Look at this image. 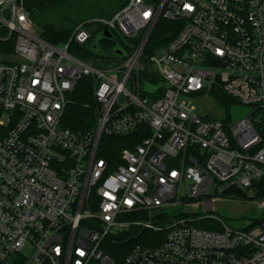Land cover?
<instances>
[{
  "label": "built area",
  "instance_id": "1",
  "mask_svg": "<svg viewBox=\"0 0 264 264\" xmlns=\"http://www.w3.org/2000/svg\"><path fill=\"white\" fill-rule=\"evenodd\" d=\"M160 18L176 33L144 57ZM104 27L137 45L94 60L68 49ZM0 44V264H264V214L234 227L209 212L230 189L264 195V0H127L63 44L40 37L23 0H0ZM81 80L87 132L62 122ZM217 86L250 112L201 114L193 100ZM130 134L133 147L101 155L103 136Z\"/></svg>",
  "mask_w": 264,
  "mask_h": 264
},
{
  "label": "trees",
  "instance_id": "2",
  "mask_svg": "<svg viewBox=\"0 0 264 264\" xmlns=\"http://www.w3.org/2000/svg\"><path fill=\"white\" fill-rule=\"evenodd\" d=\"M23 2L40 37L52 44H63L68 41L73 28L79 22L93 17H110L124 6L126 0H23ZM175 25L173 21L160 18L147 41L146 49L150 44H160L158 41L162 35L167 33L174 35L177 30ZM113 35L121 47L137 45L139 40L138 37H134L127 39L126 42V38L120 37L115 31ZM90 41L83 44L70 41L68 49L78 57L87 60L106 57L99 56L87 48ZM100 46L102 50L107 51L113 47V42L101 39ZM6 49L10 50L9 45L0 44V53ZM127 49L131 48L127 47ZM210 94L226 109L234 101V98L226 94L219 86L214 88ZM95 120V105L90 86L87 80H81L65 109L62 122L71 130L87 132L94 127ZM139 140L140 137L133 134L103 136L101 155L108 159L116 158L122 148L133 147Z\"/></svg>",
  "mask_w": 264,
  "mask_h": 264
},
{
  "label": "rangeland",
  "instance_id": "3",
  "mask_svg": "<svg viewBox=\"0 0 264 264\" xmlns=\"http://www.w3.org/2000/svg\"><path fill=\"white\" fill-rule=\"evenodd\" d=\"M95 27L97 28V26ZM95 27L92 28L95 29ZM125 41L127 42L128 40L125 39ZM163 45L164 44L148 45L147 49L145 50L144 57H147L151 54L156 57H160L164 51ZM107 53L111 55L114 54L111 50H107ZM0 58L8 59L9 57L6 55V53H0ZM193 102L196 105L197 110L203 115L218 118L230 117L232 121L238 120L241 117L247 115L251 110L250 106L242 105L235 99L226 109V107L218 103L212 94L202 95L197 98L196 101L193 100ZM261 194L262 193L246 190L243 188L232 189L228 193L222 195L221 198L215 200L213 202L212 210L209 212L213 215L222 217L228 224L234 227H244L248 224H251L253 220L259 219L262 214H264V211L259 210L255 203L264 197V195ZM21 253L25 257H29L31 254L29 245H26Z\"/></svg>",
  "mask_w": 264,
  "mask_h": 264
},
{
  "label": "water",
  "instance_id": "4",
  "mask_svg": "<svg viewBox=\"0 0 264 264\" xmlns=\"http://www.w3.org/2000/svg\"><path fill=\"white\" fill-rule=\"evenodd\" d=\"M170 37H171V33L164 34L160 37L158 42L162 43L165 40L169 39ZM101 39H108V40L113 42V47L110 49L111 51H113V53H114L113 55L108 54L107 51H104L101 49V46H100V40ZM87 48H89L91 51L95 52L99 56L118 57L119 58V57H122L126 54V52L120 46L119 42L117 41V39L115 38V36L113 35V33L110 31V29L108 27H104L101 31H99L91 39V41L88 43ZM162 85H163L162 82H159V84H157L156 86H151V85L145 84L144 85V91L152 93Z\"/></svg>",
  "mask_w": 264,
  "mask_h": 264
}]
</instances>
